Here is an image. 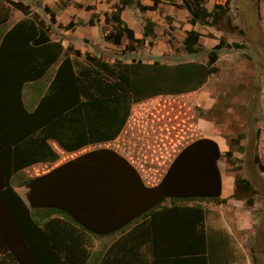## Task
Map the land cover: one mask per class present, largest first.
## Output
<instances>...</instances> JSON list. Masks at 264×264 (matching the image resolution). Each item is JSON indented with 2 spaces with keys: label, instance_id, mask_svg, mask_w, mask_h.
Returning <instances> with one entry per match:
<instances>
[{
  "label": "trees",
  "instance_id": "1",
  "mask_svg": "<svg viewBox=\"0 0 264 264\" xmlns=\"http://www.w3.org/2000/svg\"><path fill=\"white\" fill-rule=\"evenodd\" d=\"M151 1L119 0L104 14L103 40L120 46L126 39V49L134 52L140 40L121 14L132 6L142 13L158 11L162 1ZM205 2L183 0L177 8L188 11L191 27L222 24L228 32L237 30L231 0H216L211 11ZM8 4L0 0V264H90L91 238L115 235L95 264H209L202 203H224L218 163L232 157L231 151L222 154L212 139L200 138L182 148L154 186H146L127 160L107 148L25 181L15 178L34 164L57 159L49 140L66 152L113 142L132 105L197 91L219 73V52L243 45L220 39L204 63H110L65 48L51 39L52 29L29 6ZM13 11L24 18L4 33ZM50 17L54 22V13ZM96 24L92 14L88 25ZM73 27L71 22L64 28ZM154 27L147 19L143 35L155 38ZM199 37L193 28L186 31L187 53L201 52ZM54 66L44 95L28 110L22 88L45 80ZM254 162L264 172L258 155ZM252 194L251 183L235 177L231 198L251 206Z\"/></svg>",
  "mask_w": 264,
  "mask_h": 264
},
{
  "label": "rangeland",
  "instance_id": "2",
  "mask_svg": "<svg viewBox=\"0 0 264 264\" xmlns=\"http://www.w3.org/2000/svg\"><path fill=\"white\" fill-rule=\"evenodd\" d=\"M3 1L6 5L13 1L29 6L30 11L52 29V40H60L66 48L97 55L110 63L114 60L128 63L133 60L144 63L157 61L167 65L204 63L208 52L220 39L229 44L243 45V49L223 48L217 62L219 73L211 76L197 91L156 97L132 105L123 135L95 148H107L119 155H128L140 171L143 181L154 186L186 145L203 137L214 138L218 135L224 139L227 148L223 153L232 152L230 159L223 157L220 160L227 187L232 189L235 177L248 180L254 189V194L249 196L253 205L248 206L243 201L239 205L221 209L213 203H202L208 211L207 224L212 231L224 224L239 237L252 233L255 249L258 250L254 252V264H263L259 262V255L264 254L261 251L264 249V172L254 162V156L258 155L264 167V105L260 101L264 81V0H232L230 17L233 25L238 27L232 32L226 31L222 24L218 27H191L188 24V11L177 8L183 0H160L162 3L158 13L140 14L134 7L127 9L125 20L131 24L140 40L134 52L126 49V39L120 46L106 44L102 39L103 24H96L90 29L88 23L84 22L89 17L88 10L76 9V5L72 7L73 0ZM215 2L206 0L205 7L211 11ZM50 13L55 15L54 22H51ZM13 15L14 20L22 16L18 11H13ZM147 19L156 23L155 38H144L143 26ZM71 22L73 29L66 30L64 27ZM192 28L200 33L201 52L198 54L187 53L183 46L186 31ZM54 70L51 69L49 75L52 76ZM32 170L30 172L35 176L47 171ZM223 213L225 219L222 220L225 221L220 224ZM115 237L117 235L91 238L90 264H95Z\"/></svg>",
  "mask_w": 264,
  "mask_h": 264
},
{
  "label": "crops",
  "instance_id": "3",
  "mask_svg": "<svg viewBox=\"0 0 264 264\" xmlns=\"http://www.w3.org/2000/svg\"><path fill=\"white\" fill-rule=\"evenodd\" d=\"M118 1L119 0H73L72 7L74 5H76L75 8L79 9L81 11L88 10L87 7H90L88 10L89 17L84 22L88 23V20L90 19L91 15L95 14V15H97V25H99L101 23L102 24L104 23V14L105 13L110 14L112 11V9H111L112 6L117 4ZM140 2L143 5H151L152 4L151 0H140ZM231 2H233V1L231 0ZM259 5H260V3H259ZM132 7H134V6H132ZM132 7L125 8L121 14V18L125 22V24L127 23L126 25L130 29H132L135 33V30L133 29L131 24L126 22L125 17H124L126 15V12H127L126 10L131 9ZM134 8H136V7H134ZM230 10H231V3H230ZM158 12H159V10L156 12H145V13H142L141 11H139L140 14L158 13ZM189 17H190V15H189ZM23 18H24V16L22 15L20 18H17L16 20H14L15 17L13 15L11 21L7 24V27L5 29H3L2 31L5 33L16 22H18L19 20H22ZM151 21L154 22V20H151ZM255 24H257V23H255ZM155 25H156V23H155ZM93 28L94 27L90 26V29H93ZM135 37H136V34H135ZM144 38H150V37L144 36ZM0 40H1V37H0ZM106 44H109V43H106ZM109 45H111V44H109ZM112 46H114V45H112ZM64 47L66 48L65 45H64ZM53 68L56 69V66H54ZM53 76H54V74L52 76L49 75L45 80H42L38 83L25 84V86L22 88L21 99H22L23 104L28 108V110L29 109H31V110L35 109L40 98L44 95V93L47 89V86L49 84V81L52 80ZM262 87H263V92H262V95L260 97V101H261L262 105H264V81L262 82ZM128 122H129V119L127 121V124H128ZM127 124H126V126H127ZM126 126H125V128H126ZM125 128L121 132V136L125 132ZM209 139H212L213 141H215L217 143L221 153L223 154V151L225 150V148H227L224 139L218 137V135L214 138L211 137ZM109 143H111V142H109ZM48 144H49L51 150L57 155V159L53 160V161H51V159H49L50 161H48V162H39V163L34 164L33 166L29 167V168L22 170L18 174V176L15 178L16 182H18L19 180L25 181L28 178L34 177L35 175H32L30 172L31 169H33L32 171H40V169L41 170L47 169L46 172H43V173L36 175V176H39V175H42V174H45V173L51 171L55 167L65 163L67 161H70V160H72V159H74V158H76L82 154H85V153L90 152V151L95 150V149H99L100 147L95 148L97 145L98 146L105 145V144L90 145V146L83 147L82 149H80L76 152H66V151L62 150L57 145V143L52 141V140H49ZM121 156L125 160H127L129 162V164L133 166V168H135L137 170L141 179L143 180V177H142L140 171L137 169V167H135V163L133 164V161L131 160V158L128 155L123 156V154H121ZM218 166H219L221 178H222V191H221V198L220 199H221V201H224V203H217L216 204L217 207L222 209V208H224V206L233 207V204L235 206L241 204V202H243V201H238V200L231 198V196L234 192V188H233L234 185H232V189L227 187L228 184H226V179L223 175L222 168L220 166V161L218 163ZM38 167L40 169H37ZM144 184L146 186H152V185H147L145 182H144ZM13 185H14V183H13ZM220 218L221 219L219 222L221 224L222 222L225 221V220H222L223 218L225 219L224 213H223V215H221ZM218 220H219V217H218ZM205 225H206V232H207V245H206V247L208 248L207 258H209L208 259L209 264H254L255 263V257L256 256H255L254 252H257L258 250L255 249V241L253 240V237H251L252 233H250L249 235H248V233H245L246 234L245 237L235 236L233 231L231 230V228L225 227L224 224L219 225L220 227H218L217 230L212 231L211 228L207 224V213H206ZM251 225H250V227H252ZM250 227H248V228H250ZM111 237H114V236H111ZM117 238H118V235H117V237H115L114 241ZM261 251L263 253L264 249H262ZM259 257L261 258L259 260V262L260 263L263 262V264H264V254L263 255L260 254ZM256 262H258V261H256Z\"/></svg>",
  "mask_w": 264,
  "mask_h": 264
}]
</instances>
